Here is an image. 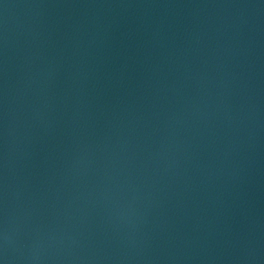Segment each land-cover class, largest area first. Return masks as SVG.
I'll return each instance as SVG.
<instances>
[{
	"label": "water",
	"instance_id": "95a60500",
	"mask_svg": "<svg viewBox=\"0 0 264 264\" xmlns=\"http://www.w3.org/2000/svg\"><path fill=\"white\" fill-rule=\"evenodd\" d=\"M0 264H264V0H0Z\"/></svg>",
	"mask_w": 264,
	"mask_h": 264
}]
</instances>
